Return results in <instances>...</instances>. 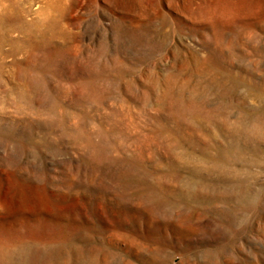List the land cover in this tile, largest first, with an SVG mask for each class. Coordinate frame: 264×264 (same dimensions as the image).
Segmentation results:
<instances>
[{
	"label": "rangeland",
	"instance_id": "1",
	"mask_svg": "<svg viewBox=\"0 0 264 264\" xmlns=\"http://www.w3.org/2000/svg\"><path fill=\"white\" fill-rule=\"evenodd\" d=\"M0 264H264V0H0Z\"/></svg>",
	"mask_w": 264,
	"mask_h": 264
}]
</instances>
